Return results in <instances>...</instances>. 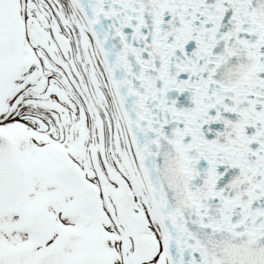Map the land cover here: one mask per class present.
<instances>
[{"label": "snow or ice", "instance_id": "1", "mask_svg": "<svg viewBox=\"0 0 264 264\" xmlns=\"http://www.w3.org/2000/svg\"><path fill=\"white\" fill-rule=\"evenodd\" d=\"M0 264H264V0H0Z\"/></svg>", "mask_w": 264, "mask_h": 264}]
</instances>
